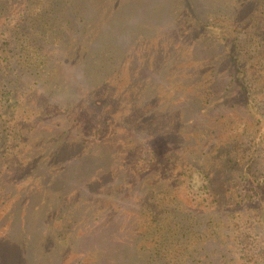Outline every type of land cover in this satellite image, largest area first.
<instances>
[{
    "label": "rangeland",
    "instance_id": "374dc122",
    "mask_svg": "<svg viewBox=\"0 0 264 264\" xmlns=\"http://www.w3.org/2000/svg\"><path fill=\"white\" fill-rule=\"evenodd\" d=\"M252 1L255 10L251 7L249 12L246 10L248 3L243 4L242 0L59 1L64 6L61 8L63 18L50 21L55 30L43 54L48 59L47 66L53 69L50 76L55 91L53 100L63 101L61 105L65 107L69 105L66 100L71 104L68 108L70 127L67 135L59 137L61 134L52 126L59 119L52 115L29 131V145L32 150H38L33 155L39 157L42 151L43 154L38 161L34 159L37 164L34 171L39 176L37 182L29 181L24 189L22 184L20 188L15 186L24 164L18 167L16 161H32V156H25L26 148H23L19 155L10 159L2 156L5 148L0 149V179L4 180L0 181V189L7 187V190H0V253L5 264H35L32 257L42 264H94L97 258L95 247L89 254L88 244L76 250L70 245L72 241L86 242V236H82L83 240L75 239L81 236L82 227L87 224L84 213L96 216L116 212L113 222H109L111 229L122 235L116 238L118 246L115 250H139L142 244L148 247L151 238L162 233H175L177 236L172 238L178 239V230L143 228L142 225L149 222L148 217L140 211L132 212L140 194H134L137 189L125 188L127 178L142 179L141 171H146V159L149 158L147 150L162 144L158 138L162 136L168 147H163L162 154L156 153L165 156L148 163L154 175L148 177L145 186L152 189L156 183L153 190L159 192L168 186L167 195L176 198L178 207L169 213L167 209L173 207L162 199L156 214L158 222L173 225L175 219L182 221L183 213L192 210L201 226L217 230L213 239L210 235V241L204 245L205 251L213 256L209 255L205 261L213 258L216 262L213 264L225 260H228L227 264L259 262L264 241L262 235L257 234L264 232V228L258 212L264 205L258 195L242 201L244 191L237 174L218 183L212 178L214 189L203 193L200 191V176L181 167L184 159L176 151L178 146L197 145L201 115L208 117L209 139L214 143L225 140L234 126L245 122V111L239 107V102L230 107L238 91L235 87L232 89L234 84L229 77L232 64L224 46L235 44L244 49V41H232V36L236 35L262 30L259 38L264 37L263 18L259 12L264 7V0ZM249 16L252 21L248 20ZM246 21H249L248 26ZM60 56L68 59L63 65L68 67L66 71H63L66 67L61 69L58 64L62 60ZM65 75L70 77L62 81L60 76ZM212 85L218 87L217 93L224 98L218 100L216 107L210 106L211 110L205 107L200 111L201 115H197L194 104L199 98V88L207 89ZM75 86L79 87L77 96L73 94ZM227 96L232 98L231 101L226 102ZM94 99H102L105 103L95 105ZM220 109L226 110L229 119L220 117L219 113L223 112ZM252 127H255L253 123L249 130ZM101 154L104 158H114L119 169L112 168L113 164L108 165L105 159H96ZM167 157L171 159L169 165ZM157 162L164 164H157L163 169L160 172L164 182L157 175ZM125 163L131 175L120 179ZM108 173L113 177L104 182ZM259 173V179H264V164ZM48 178L52 180L46 186ZM146 187L142 188L143 192ZM32 194L38 197L45 194L50 199L45 206L34 210ZM258 204L259 210L254 211ZM172 215L176 216L175 219ZM90 223L97 225L99 217ZM66 225L75 233L68 237L67 230L62 231V237L66 236L67 241L58 242L55 248L53 242ZM42 229L46 232L39 236ZM23 230L31 237L27 238L30 247L25 251L18 248L21 238H16ZM202 232L195 229V237L200 234L192 243L197 252L203 246ZM235 236L239 238L235 239ZM239 241L250 244L243 247ZM215 244L221 250L218 253H225L227 258L215 256V251L210 250ZM189 250L190 247L183 258ZM203 252L195 253V258H201ZM132 254L140 260L143 257Z\"/></svg>",
    "mask_w": 264,
    "mask_h": 264
},
{
    "label": "trees",
    "instance_id": "16d2710c",
    "mask_svg": "<svg viewBox=\"0 0 264 264\" xmlns=\"http://www.w3.org/2000/svg\"><path fill=\"white\" fill-rule=\"evenodd\" d=\"M59 1L61 0H0V149L5 148L2 156H8L10 159L19 155L23 148H26L23 152L25 156H29L30 158L32 156V161L24 160L22 163H20L18 159V161H16L18 167L22 166L24 163L23 168H21L23 171L21 170V175L19 174L20 171L18 172V180H16L15 184V186H19V188L22 184V189L25 188L29 181L37 182L39 176L35 172L37 167L35 160L38 161V158L43 154L42 151L39 157L33 155V152L37 154L38 150H32L31 145H29V131L32 128L35 129L45 117H51L52 115L59 119L53 122L54 125L51 124L61 134L59 137L67 135L70 127L68 108L71 104L66 100V103L69 105L65 107L61 105L63 101L53 100L54 98H52V95L55 91L50 82L53 69L49 67L50 65L47 66L48 59L45 54H43V49L51 43L55 30L52 25H50V21L56 20V18H58L57 20L63 18L61 15V8H64V6H62L63 3L60 4ZM242 3H248L247 11L250 10L251 7L253 9L255 8V2L252 0H242ZM254 10H252L251 13H254ZM259 12L262 14V28H264V7L260 9ZM248 20L252 21L253 18L249 16ZM249 21H246L245 25L248 26ZM231 31L235 32V29ZM261 31L262 30L256 33L254 32L253 34L248 33L247 35L232 36L233 42L239 43L240 41H244V49L237 48L235 44L231 45V42V47L224 46V50H226V54L229 56L232 64V70L229 74L234 84L232 85V89L235 87L236 91H238V93H235L236 100L231 102L233 104H231L230 107L235 106L236 104L234 103L239 102V107L245 111V122H242L241 125L234 126L225 140H218L215 143L211 142L209 139L211 130H209L210 123L208 117L206 115H201L200 111L204 110L205 107L209 110H211L210 106L216 107L215 104L218 100H222L224 96H222L221 93H217V86L212 85L207 89L200 86L199 98L197 103L194 104L197 106V115L203 116H198L200 117L201 126L196 134V139L199 141L197 143L195 142L197 145L178 146L176 151L184 159L181 167L188 172H195L200 176V191L203 193L214 189L212 186V178H215L218 183L225 181L224 179H228L229 176L237 174L240 178V186L242 184V190L244 191L242 201L247 199L250 200L258 195L257 197L264 205V201H262V199L264 200V179H259V171L264 164V161H262V151L264 149V37L259 38ZM225 40L227 41V39ZM79 54L80 53H77V56H79ZM59 58H62V56ZM74 59L75 58L72 57V60ZM77 59L78 57L76 60ZM67 61L68 59L63 58L59 61L58 64H60L59 66L61 69L66 67L63 65H66ZM67 68L68 67L63 69V71H66ZM68 77H70V75ZM68 77L66 75L60 76V79L66 81ZM73 78L74 76L71 75V79ZM230 91L231 89L227 90L228 94ZM78 93L79 87L75 86L73 88V94L77 96ZM216 96L217 98H215ZM227 97L228 99H225L226 102L229 100L231 101L232 98L230 96ZM122 101L123 98L120 100L123 104ZM93 103L95 105H102L105 101L102 99H94ZM226 105L227 103L224 106L225 109L227 107ZM225 109H220V111H223L219 113L220 117L227 116L225 115ZM62 111L66 113H61ZM198 117H196V121ZM227 118L229 119V116H227ZM190 120L193 121V118ZM35 122L37 123L35 124ZM252 123L255 127L249 130V125ZM12 135H15L16 139H14L15 137ZM158 138L163 143H158L155 147L148 148L147 152L149 158L146 159V171L144 172V169L141 171V175L143 176L142 179L138 178L133 180L132 177L127 178V185L125 188H130L131 190L137 189L134 194H140L138 201L134 203L135 206L132 208V212L136 214L140 211L148 217L147 220L149 222L145 226L142 225L143 228H153L157 230L169 229L170 232L178 230V239L175 240L172 238L177 236L175 233H170L169 235L162 233L156 236V238H151L152 242L148 247L142 244L141 249L138 248L139 250H135L136 248L134 250L130 248L126 250H115L118 246L116 238L122 237V235L118 232L115 233V230L111 229L109 222H113L116 212L101 213L96 216H94V213H84V220L87 224L82 227L81 236H76L75 239L81 238L80 240H83L82 236H86V242L84 243L82 241V243H77L72 241L70 245L76 250V248L81 249L88 244L91 250L89 254L93 253V247H95L97 258L94 264L216 263L213 258L205 261V259L209 257L210 252L208 253V251H205L204 245L210 241V235L213 239L214 235L217 234V230H209V228L201 226V222H197V218L194 217V212L192 210H187L183 213L184 218L182 221H180V219H175L176 216L172 215L175 219L173 222L174 226L171 224H168V226L161 224L156 219V214H158V210L161 208L160 203L162 199H165L168 206L173 207L167 209L169 213H172L175 207H178L176 198L172 195H167V190H169L168 186L164 188L162 186L165 190L161 192L153 190L156 183L151 186L152 189L145 186V181L148 177L154 175L153 171H151V167H148V163L158 161L161 157H164L165 154L162 156L160 154H162L164 146L166 148L168 147L167 144H164L167 142L163 136ZM183 143L186 144L185 141H183ZM192 143H194V141H192ZM39 146L42 148L41 144H39ZM97 157L96 159L98 160L105 159L104 161L105 163L107 162L108 165L112 163V168L114 167L116 170L119 169L114 158H108V156L104 158L102 154ZM166 159V161H168L167 165H169L171 159L169 157ZM158 163L162 166H164V164L162 162L156 163L159 169H157V175L160 181L164 182L165 180L161 177L163 175L160 172L163 171V169L160 165H157ZM105 167L107 168V165H105ZM9 169L10 166L7 170ZM119 171L122 172V170ZM128 171L127 164L125 163L123 172L119 174L120 179H123L127 174L131 175ZM5 176H7V174H4V177ZM110 176L113 177L108 173V176H105L107 178H103V181L109 182V180H111ZM51 180L52 178L45 180V182H47L45 185L49 186ZM0 181L4 180L1 178ZM143 187H146L145 192H143ZM2 188L4 189H0L1 191L7 190L6 186ZM26 191L28 190L26 189ZM30 198L34 202V207L32 208L34 210L45 206L47 200L50 199L48 195L45 194L39 197L38 195L35 196L32 194ZM133 198L134 197L131 199ZM260 205L258 204L255 206L253 210L258 211ZM248 209H250V207H248ZM223 214L226 215L227 213ZM258 214L259 221L264 228V208H262ZM98 217L99 223L97 225L90 223V220L96 221ZM28 227L25 228L27 229ZM184 229H186V231ZM195 229L203 231L202 241L204 242H202L203 246H201L199 252H197V248L192 245V243L196 241L198 235H200L198 234L195 237ZM34 230L37 229L34 228ZM66 230L68 232V237L72 233H75L70 227L67 228V225L65 228L60 229L57 234L58 236H56L53 242L55 248H57L58 242L64 243L67 241V237L65 236L63 238L61 234L62 231ZM45 232L44 229L40 230L39 236L44 235ZM142 234L143 233H140V235ZM257 235H262V241H264V232H260ZM29 237L30 236L25 233V230L19 231L18 237H16L18 239L21 238V240L18 241V248L24 251L28 249L30 247V242L27 238ZM71 237L73 238V236ZM193 237H195L194 240ZM16 238L12 237L13 240ZM238 238V236H235V239ZM96 240H98L97 245H94ZM182 240L185 241L186 245H184ZM255 241L251 243L256 244ZM239 242H241L243 247L245 244H250V242ZM214 246L215 248H210V250L215 251L216 257H226L225 253H223V255L218 253L221 250L216 244ZM189 247V252L186 257L183 258L185 251ZM201 251H204L203 256L201 258H195L194 254L196 253V255H199ZM132 252L138 256L142 255L143 257L140 260L139 257L134 256ZM260 253L261 252L258 254ZM261 255L262 257L257 264H264V249ZM31 259L35 264H42L37 261L36 257H32ZM5 263L4 257L0 253V264ZM227 263L228 260H225L217 264ZM16 264H18V262ZM20 264H24V262Z\"/></svg>",
    "mask_w": 264,
    "mask_h": 264
}]
</instances>
